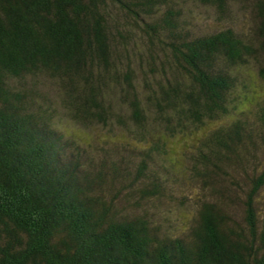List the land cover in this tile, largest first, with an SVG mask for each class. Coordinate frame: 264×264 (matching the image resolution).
<instances>
[{"label": "trees", "instance_id": "1", "mask_svg": "<svg viewBox=\"0 0 264 264\" xmlns=\"http://www.w3.org/2000/svg\"><path fill=\"white\" fill-rule=\"evenodd\" d=\"M258 82L264 0H0V264H264Z\"/></svg>", "mask_w": 264, "mask_h": 264}, {"label": "rangeland", "instance_id": "2", "mask_svg": "<svg viewBox=\"0 0 264 264\" xmlns=\"http://www.w3.org/2000/svg\"><path fill=\"white\" fill-rule=\"evenodd\" d=\"M211 30H213V27L211 28ZM255 88L258 91V93H261V95L264 96V85H262V83L258 82V84H255ZM226 122H227L226 119H224V120H221V121H217V122L211 123L210 126L207 129H212V128H215V127H219L220 125L225 124ZM70 131L73 132V130H70ZM92 132H95V134L92 136V138L94 140H96V141L98 140L99 143H103L104 141H109V142H112V143H116V145H120L123 142H128L129 141L128 137L125 136L122 133H118L116 135H112V134H110V133H108L106 131L99 130V129L92 130L89 133L92 134ZM75 133L79 134L82 137H85V139L87 137H89L88 135L86 137L85 133H81V132H78V131L75 132ZM201 136H202L201 134L197 133V134L192 135V136H179L178 138H175V139L171 140V142H170V149H171L170 156L172 157V160H173L172 162L176 163V165L178 166L179 170L183 171V169L185 168V166H183V164H184L183 151H185V150L187 151L191 147L193 148L194 146H196V144L200 140ZM85 142H89V140L87 139V140H85ZM171 169H172V173L173 174H175V175L180 174V172L176 171L177 169L175 170L172 167H171ZM184 186H187V184L185 183ZM176 213L182 214V211L178 210Z\"/></svg>", "mask_w": 264, "mask_h": 264}]
</instances>
